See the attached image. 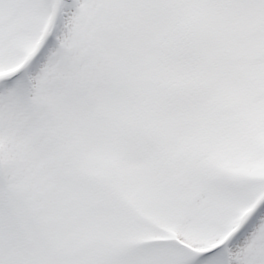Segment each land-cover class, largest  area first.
Here are the masks:
<instances>
[{
    "label": "snow or ice",
    "instance_id": "snow-or-ice-1",
    "mask_svg": "<svg viewBox=\"0 0 264 264\" xmlns=\"http://www.w3.org/2000/svg\"><path fill=\"white\" fill-rule=\"evenodd\" d=\"M0 264H264V0H0Z\"/></svg>",
    "mask_w": 264,
    "mask_h": 264
}]
</instances>
